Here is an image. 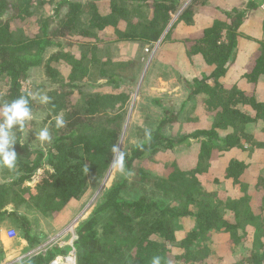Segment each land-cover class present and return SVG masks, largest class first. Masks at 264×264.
<instances>
[{
	"label": "trees",
	"instance_id": "trees-1",
	"mask_svg": "<svg viewBox=\"0 0 264 264\" xmlns=\"http://www.w3.org/2000/svg\"><path fill=\"white\" fill-rule=\"evenodd\" d=\"M258 2L0 0V105L25 96L32 116L45 114L42 125L52 137L34 146L25 141L26 126L13 130L17 162L13 170L0 167V222L11 205L38 210L55 227L68 224L119 146L126 171L79 221L76 264H151L154 256L161 264L233 258L264 264V13ZM158 42L161 53L180 57L171 63L186 99L177 110L156 100L161 113L154 128L141 130L149 120L138 109L126 132L142 53ZM245 48L251 51L241 61ZM155 64L143 71L139 94ZM34 69H43L51 85L48 104L31 95ZM61 113L66 125L57 128ZM151 162L163 165L162 175L151 173ZM11 215L33 242L28 219ZM186 219L192 228L178 237L177 223ZM65 254L52 247L21 264H49Z\"/></svg>",
	"mask_w": 264,
	"mask_h": 264
},
{
	"label": "rangeland",
	"instance_id": "rangeland-1",
	"mask_svg": "<svg viewBox=\"0 0 264 264\" xmlns=\"http://www.w3.org/2000/svg\"><path fill=\"white\" fill-rule=\"evenodd\" d=\"M260 3L262 2H258V5H261ZM250 24L251 21H249L247 28L250 27ZM175 33L176 35L179 34L180 29L178 28ZM159 43L160 42L156 44L157 46L153 50L149 52L143 51L142 53L144 60L143 71L149 68L150 63L152 61H155L156 66L154 67V69L152 68L151 70V76L148 78V83L146 84L144 94H139V89L142 82L141 79L144 72H140V75L137 76L135 86L132 89L130 101L127 105V111L130 113V119L127 120L128 128L126 132H128V129L132 125V122L135 121L136 118L139 116L138 113L136 114L138 109L140 112L141 119H145L143 117H148L146 119L149 120L148 122H141V130L147 128H154L153 122L161 113L158 107L155 105L156 100L159 101L163 107L177 110L186 99L187 91L179 82V80L176 79V72L171 63L172 59L173 62H180V57L177 56L175 53L174 55H172V52L163 51L162 54V50L161 48H159L161 46H158ZM245 50L251 51V49L249 48H245L239 51L238 57L241 61L244 60L243 54ZM244 55H246V53ZM28 80L32 92L31 95L34 99L39 100V97L41 95H47V92L49 91L51 85L45 77L43 69L32 70L30 78ZM4 87L5 84L4 82H2L0 84V90L2 89L0 91V94L3 92ZM259 96L264 97V93H259ZM44 117L45 114L43 112H37L35 115L32 116V119L27 121L25 124V141H30V144L34 146L42 145V142L38 139V133L42 128H44V125H42ZM176 132V135H178L180 129L177 128ZM137 141V137L129 139L130 144H134ZM216 164L217 161L213 163V165ZM147 167L152 174L162 175L163 165L161 163L156 164L151 162L149 165L147 164ZM124 173H121L119 171L118 164H113L102 179L94 178L90 182L91 188L89 191V196L85 198L84 203L80 204V211L78 210V212L76 209V215L75 212H73L72 217L68 223L73 221L77 216H82L81 220L83 218H86V216L93 208L91 206H93L96 199L100 196V193L104 189V187H108L117 176L119 178H122L124 176ZM6 211L9 215L5 216L4 219L0 222V264H4L8 260H14L15 258H17L18 255L23 254L31 249L43 250L44 248H47L48 250L52 247L67 250L68 254H65L63 256H56L57 258L72 259V255L69 256V252L71 251V245L69 244L71 240V235L62 233L63 228L67 224L62 227H55L50 218L43 216L38 212V210H35L33 208L20 207L16 209L13 206L9 205ZM12 212L16 213L18 216H22L28 219L29 224L27 230L30 237L34 238L33 242H29L24 239L23 229L21 226L18 225L16 219L11 215ZM192 224L193 221L191 219H186L180 223H177V236L180 237L184 232L190 230L192 228ZM8 230H13L15 232V235H13V237L7 236L6 232ZM252 247L256 248L254 243ZM240 260L233 258L223 264H240ZM209 264L222 263L218 262L217 260H211ZM243 264L248 263L244 262Z\"/></svg>",
	"mask_w": 264,
	"mask_h": 264
},
{
	"label": "clouds",
	"instance_id": "clouds-1",
	"mask_svg": "<svg viewBox=\"0 0 264 264\" xmlns=\"http://www.w3.org/2000/svg\"><path fill=\"white\" fill-rule=\"evenodd\" d=\"M39 100L42 104H48L51 98L47 95H41ZM30 119H32V111L29 107V99L25 96H20L10 103L0 105V167H6L9 170L15 169L17 153L13 146L17 143V139L13 130H23L26 122ZM65 125L66 121L63 114H57L55 126L57 128H62ZM146 135L150 138V133H146ZM38 139L43 143H51L52 137L48 128L45 127L39 131ZM125 155V153L121 152L119 146H115V154L112 157V163L116 164L117 161H119L118 169L121 173L126 171L124 165ZM151 264H161V258L159 256H154Z\"/></svg>",
	"mask_w": 264,
	"mask_h": 264
},
{
	"label": "built area",
	"instance_id": "built-area-1",
	"mask_svg": "<svg viewBox=\"0 0 264 264\" xmlns=\"http://www.w3.org/2000/svg\"><path fill=\"white\" fill-rule=\"evenodd\" d=\"M245 1H255V0H245ZM259 8L264 13V2L261 3V5L259 6ZM156 46L157 45H155L154 48ZM154 48H152V50ZM149 51H151V50H149ZM149 51L148 50H145V52H149ZM81 217L82 216H77L73 221H71L70 223H68L63 228V231H62V233H66V234H70L71 235V240H70V243H69L71 245V251L69 252V256L72 255V259H73L74 264H76V256H75V250H74V245L73 244L77 240L76 228L78 226L79 221L81 220ZM6 234H7V236L13 237V235H15V232L13 230H8L6 232ZM46 252H47V248H44L43 250L31 249V250H28L27 252H25L23 254L18 255L17 258H15L14 260H8V261H6L4 264H20V263H22L24 261L29 260L30 258H32L34 256H38L40 254H43L44 255ZM53 261H51V262H53Z\"/></svg>",
	"mask_w": 264,
	"mask_h": 264
},
{
	"label": "bare ground",
	"instance_id": "bare-ground-1",
	"mask_svg": "<svg viewBox=\"0 0 264 264\" xmlns=\"http://www.w3.org/2000/svg\"><path fill=\"white\" fill-rule=\"evenodd\" d=\"M50 264H74L71 258H56Z\"/></svg>",
	"mask_w": 264,
	"mask_h": 264
},
{
	"label": "crops",
	"instance_id": "crops-1",
	"mask_svg": "<svg viewBox=\"0 0 264 264\" xmlns=\"http://www.w3.org/2000/svg\"><path fill=\"white\" fill-rule=\"evenodd\" d=\"M259 2H264V0H259ZM261 4V3H260ZM260 6V5H259ZM262 12V11H261ZM263 13V12H262Z\"/></svg>",
	"mask_w": 264,
	"mask_h": 264
}]
</instances>
